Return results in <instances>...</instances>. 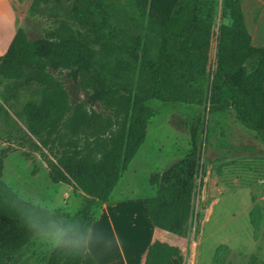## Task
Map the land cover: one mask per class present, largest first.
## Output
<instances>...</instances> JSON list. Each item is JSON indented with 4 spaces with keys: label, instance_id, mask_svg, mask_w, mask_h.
I'll return each mask as SVG.
<instances>
[{
    "label": "trees",
    "instance_id": "trees-1",
    "mask_svg": "<svg viewBox=\"0 0 264 264\" xmlns=\"http://www.w3.org/2000/svg\"><path fill=\"white\" fill-rule=\"evenodd\" d=\"M78 1L84 11L83 26L92 35L90 42L30 39L20 29L0 57V72L8 78H19L20 70L30 63L42 66L37 76L24 79L27 84L33 79L44 84L43 98L24 106L28 128L34 134L57 133L60 121L74 109L65 87L51 76L57 69L69 70L72 80L82 86L86 100L81 107L99 102L120 116L116 131L92 147L63 154L58 162L44 158L54 183H75L86 194L75 215L60 209L55 212L77 218L90 228L94 206L110 199L146 137L154 114L148 101L199 104L205 110L190 128L192 152L159 174L157 194L146 201V213L156 226L183 235L194 212L193 189L201 165L206 112L232 108L238 121L264 142V47L252 44L240 0H221L222 12L231 21L220 22L217 30L212 0H133L137 17L128 25H116L102 0ZM185 2L187 14L178 15ZM214 40L216 51L211 56ZM120 100L130 107L124 117ZM2 170L0 163V264H17L35 236L3 206L4 201H21L2 180ZM23 201L24 207L32 206ZM83 257V264H98L89 250ZM173 257L182 258L179 247L157 240L145 264H174ZM73 258L50 250L42 258L21 264H74Z\"/></svg>",
    "mask_w": 264,
    "mask_h": 264
},
{
    "label": "rangeland",
    "instance_id": "rangeland-1",
    "mask_svg": "<svg viewBox=\"0 0 264 264\" xmlns=\"http://www.w3.org/2000/svg\"><path fill=\"white\" fill-rule=\"evenodd\" d=\"M212 1L216 4L214 28L217 30L220 22L231 20L222 12L221 0ZM12 2L22 31L30 39L72 38L87 43L92 39L83 26L85 16L78 0ZM102 2L116 25H128L137 17L133 0ZM188 8L185 2L178 15H186ZM215 44L214 40L211 56L215 54ZM41 69L40 63H30L20 70L19 78H8L0 72L1 178L24 200L38 201L53 210L75 215L85 196L75 183H54L44 158L58 162L63 154L82 146L92 147L116 131L120 116L115 115L114 108L105 109L99 102L81 107L86 100L82 86L72 80L69 70L57 69L50 74L65 87L74 109L60 121L57 133H32L24 106L43 98L44 84L35 79L27 84L24 79L37 76ZM148 104L154 108V114L146 137L122 172L119 184L120 192L126 189L127 195L139 193L145 202L156 196L159 174L192 152L190 128L205 110L199 104L157 99L149 100ZM118 106L121 117L130 111L122 100ZM201 137V165L193 189L194 212L187 232L172 235L171 241L179 247L182 256L181 259L173 257V263L264 264V142L256 131L238 121L232 108L225 112H206ZM141 230L139 224V242L144 239ZM115 244L117 255L121 259L126 257L125 243ZM49 251L35 237L17 264L42 258ZM84 261L83 254L72 259L74 264Z\"/></svg>",
    "mask_w": 264,
    "mask_h": 264
},
{
    "label": "crops",
    "instance_id": "crops-1",
    "mask_svg": "<svg viewBox=\"0 0 264 264\" xmlns=\"http://www.w3.org/2000/svg\"><path fill=\"white\" fill-rule=\"evenodd\" d=\"M240 1L252 44L264 47V0ZM20 29L22 24L12 0H0V57L8 51ZM119 184L120 180L110 199L93 208L90 229L94 231V237L89 251L98 264H145L155 241L176 245L171 241L175 233L156 226L146 213L145 198L139 193L127 195L126 189L120 192ZM79 192L86 195L81 189ZM139 224L144 234L140 242ZM120 241L127 248V256L123 259L116 253L115 242Z\"/></svg>",
    "mask_w": 264,
    "mask_h": 264
},
{
    "label": "clouds",
    "instance_id": "clouds-1",
    "mask_svg": "<svg viewBox=\"0 0 264 264\" xmlns=\"http://www.w3.org/2000/svg\"><path fill=\"white\" fill-rule=\"evenodd\" d=\"M18 196L21 203L4 201L3 206L23 220L29 231L50 250L78 258L91 248L94 231L79 219L57 215L55 210L38 201L24 207L26 202L22 195Z\"/></svg>",
    "mask_w": 264,
    "mask_h": 264
},
{
    "label": "bare ground",
    "instance_id": "bare-ground-1",
    "mask_svg": "<svg viewBox=\"0 0 264 264\" xmlns=\"http://www.w3.org/2000/svg\"><path fill=\"white\" fill-rule=\"evenodd\" d=\"M124 212V211H123ZM146 229V228H145Z\"/></svg>",
    "mask_w": 264,
    "mask_h": 264
},
{
    "label": "built area",
    "instance_id": "built-area-1",
    "mask_svg": "<svg viewBox=\"0 0 264 264\" xmlns=\"http://www.w3.org/2000/svg\"><path fill=\"white\" fill-rule=\"evenodd\" d=\"M95 107V106H94Z\"/></svg>",
    "mask_w": 264,
    "mask_h": 264
}]
</instances>
